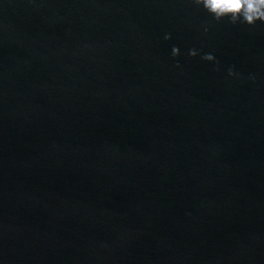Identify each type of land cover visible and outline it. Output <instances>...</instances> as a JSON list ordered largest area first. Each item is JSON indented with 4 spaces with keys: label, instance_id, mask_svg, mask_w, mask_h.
I'll return each instance as SVG.
<instances>
[{
    "label": "water",
    "instance_id": "obj_1",
    "mask_svg": "<svg viewBox=\"0 0 264 264\" xmlns=\"http://www.w3.org/2000/svg\"><path fill=\"white\" fill-rule=\"evenodd\" d=\"M0 264H264V22L0 0Z\"/></svg>",
    "mask_w": 264,
    "mask_h": 264
},
{
    "label": "clouds",
    "instance_id": "obj_2",
    "mask_svg": "<svg viewBox=\"0 0 264 264\" xmlns=\"http://www.w3.org/2000/svg\"><path fill=\"white\" fill-rule=\"evenodd\" d=\"M194 3L203 6L216 20L228 17L232 23L240 21L249 25L257 20L264 22V0H194ZM177 54L178 49L173 48V55ZM189 54L195 56L197 52L193 49ZM203 59L212 61L215 58L206 54Z\"/></svg>",
    "mask_w": 264,
    "mask_h": 264
}]
</instances>
